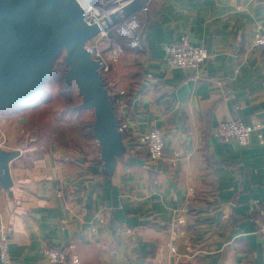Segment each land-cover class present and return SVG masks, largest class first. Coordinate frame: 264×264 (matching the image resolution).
<instances>
[{
	"label": "crops",
	"instance_id": "obj_1",
	"mask_svg": "<svg viewBox=\"0 0 264 264\" xmlns=\"http://www.w3.org/2000/svg\"><path fill=\"white\" fill-rule=\"evenodd\" d=\"M146 6L134 14L143 50L114 34L99 45L117 120L128 123L112 174L80 114L55 109L56 122L75 117L76 133L42 143L14 137L21 118L8 122L10 111L0 110V146L19 150L12 185L0 183L9 264H69L74 253L80 264H264V51L253 43L264 31V0ZM186 31L208 59L198 70L163 71L165 45ZM115 44L125 51L113 57ZM235 116L256 125L247 145L214 134ZM153 127L163 134L162 159L142 140ZM48 247L66 259L52 261Z\"/></svg>",
	"mask_w": 264,
	"mask_h": 264
},
{
	"label": "water",
	"instance_id": "obj_2",
	"mask_svg": "<svg viewBox=\"0 0 264 264\" xmlns=\"http://www.w3.org/2000/svg\"><path fill=\"white\" fill-rule=\"evenodd\" d=\"M148 1L121 0V10L104 18L106 26L146 10ZM100 31L97 23L87 22L78 0H0V110L41 90L57 57L64 53L65 81H74L82 97L77 109L94 112L92 132L105 173L110 175L124 144L101 73L102 61L86 47ZM18 155V149L0 146V183L5 188L13 183L9 165Z\"/></svg>",
	"mask_w": 264,
	"mask_h": 264
},
{
	"label": "built area",
	"instance_id": "obj_3",
	"mask_svg": "<svg viewBox=\"0 0 264 264\" xmlns=\"http://www.w3.org/2000/svg\"><path fill=\"white\" fill-rule=\"evenodd\" d=\"M84 12V17L89 23H97L101 27V31L97 36L86 43V47L93 56L102 61L101 73L104 76L109 70L108 62L101 55L99 45L102 42L110 40V32L115 33L119 37L127 38V44L130 48L143 50L144 41L139 35L141 27L140 18L136 15L123 18L119 22L106 26L104 18L108 17L114 11L121 10V0H78ZM253 43L264 51V31L258 33ZM112 56L116 57L123 54L125 48L120 44H115ZM165 56L161 64L163 71H171L174 69L198 70L201 64L208 59L207 50L201 45L192 42L190 33L184 32L175 43L165 45ZM151 76L150 73L147 74ZM126 91L121 89L119 94L125 95ZM128 123L123 121L118 123L117 129L122 133L127 130ZM256 129V125L247 123L238 116L225 119L218 123L214 129V134L227 142H233L238 146L247 145L250 141L252 132ZM149 157L157 160L163 158L164 139L160 128L153 127L142 136ZM168 161L175 162V159L168 158ZM262 216L261 229L264 231V203L259 209ZM46 254L52 261H63L66 259V251L57 247L46 248ZM0 261L2 264L11 262L9 251L8 235L5 232L0 233ZM69 264H80L78 256L74 253L70 256Z\"/></svg>",
	"mask_w": 264,
	"mask_h": 264
},
{
	"label": "rangeland",
	"instance_id": "obj_4",
	"mask_svg": "<svg viewBox=\"0 0 264 264\" xmlns=\"http://www.w3.org/2000/svg\"><path fill=\"white\" fill-rule=\"evenodd\" d=\"M63 56L64 53H61L59 59H63ZM105 61L107 62V60ZM67 85L72 87L73 100L78 104L81 103L82 97L78 92L75 82L72 81V84L67 83ZM59 88L60 86L58 83L48 78L45 82V90L49 95L44 93L38 98V94H36L16 106L6 108L7 110L2 109L3 111H10L8 115L10 119L8 122L21 118L16 122V134H13L14 137L17 135L19 140L22 139L24 142H29L28 140L33 137L35 139L37 138L38 142L41 141L43 143L46 137H48V139L56 137L60 139L63 136L65 138L76 133V130L73 129L71 125V123L73 124V122H75V117L71 118V120L64 121L65 123H60L61 119L58 120L59 122H56V119H54L53 115H56L55 109L60 110V108L63 109L64 106V99L58 92ZM13 109H15V111ZM5 114V117H7V113ZM1 115L2 117L4 116V114ZM70 116L72 117L74 115ZM80 116L87 124V127H85L87 134L91 133L90 125L94 119L93 110L81 109ZM23 117L25 118L24 121L22 120ZM2 130L3 128L1 127L0 133H2ZM88 137H91V135L88 134Z\"/></svg>",
	"mask_w": 264,
	"mask_h": 264
},
{
	"label": "trees",
	"instance_id": "obj_5",
	"mask_svg": "<svg viewBox=\"0 0 264 264\" xmlns=\"http://www.w3.org/2000/svg\"><path fill=\"white\" fill-rule=\"evenodd\" d=\"M110 34L111 35L114 34L116 36L115 33H111L110 32ZM66 69H67V66L64 63V56H63V59H59V56H58L56 61H55V63H54V66H53V69L51 71V74H50L49 78H51L53 81L58 83L59 86H60L58 92L64 99V106H63V109H62L63 112L64 113H68V114H74V113L80 114V110L81 109L80 110L76 109L78 103L76 101H74L73 97H72L73 96L72 95V87L68 86L67 82L65 81ZM103 80L106 83V80H105L104 76H103ZM106 85H107L108 90L110 91V87H108L107 83H106ZM44 93H46V95H49V93L45 90V84H44V86L42 87L41 90H39L38 92H36L33 95L38 94V98H39L40 95H42ZM111 100H112L113 105L115 106L116 105V101H115V97L113 95H111ZM93 122H94V119L92 120L91 125H90V127H91V129H90L91 135L93 134V132H92V124H93ZM117 122H118V120H117ZM99 148L100 147L98 146L97 149H96L97 152H99Z\"/></svg>",
	"mask_w": 264,
	"mask_h": 264
},
{
	"label": "bare ground",
	"instance_id": "obj_6",
	"mask_svg": "<svg viewBox=\"0 0 264 264\" xmlns=\"http://www.w3.org/2000/svg\"><path fill=\"white\" fill-rule=\"evenodd\" d=\"M203 76V75H202ZM255 123V122H254ZM253 134V133H252Z\"/></svg>",
	"mask_w": 264,
	"mask_h": 264
}]
</instances>
